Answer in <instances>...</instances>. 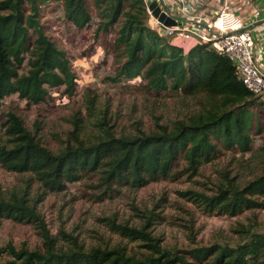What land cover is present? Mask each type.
I'll use <instances>...</instances> for the list:
<instances>
[{
  "label": "trees",
  "instance_id": "16d2710c",
  "mask_svg": "<svg viewBox=\"0 0 264 264\" xmlns=\"http://www.w3.org/2000/svg\"><path fill=\"white\" fill-rule=\"evenodd\" d=\"M53 8L73 29L106 37L103 49L113 57L115 84L139 81L143 90L157 96L203 94L210 105L171 127L135 136L117 137L103 128V134L86 141L76 123L59 152L43 146L21 118L10 114L8 139L0 145V166L7 172L30 174L49 192L89 182L85 195L103 201L123 188L142 189L168 180L181 160L184 172L195 175L224 151L250 153L253 137L263 134L264 99L239 82L230 59L207 44L186 51L152 30L144 0H0V108L12 95L38 105L54 90L75 94L69 58L41 23L42 12ZM26 59L28 69L22 71ZM193 198L207 214L237 216L264 208V171L244 187L229 182L213 196L193 193ZM152 216L150 212L141 229L116 223L111 227L146 253L129 254L123 247L87 250L73 238L71 247L60 246L25 196L0 198V218L34 224L42 239L37 249L0 246V264H264V232H248L246 240L233 247L167 250L147 230Z\"/></svg>",
  "mask_w": 264,
  "mask_h": 264
},
{
  "label": "rangeland",
  "instance_id": "374dc122",
  "mask_svg": "<svg viewBox=\"0 0 264 264\" xmlns=\"http://www.w3.org/2000/svg\"><path fill=\"white\" fill-rule=\"evenodd\" d=\"M147 1L145 5L150 12L153 0ZM41 23L48 37L67 54L76 76V92L69 96L64 88L51 91L47 102L38 105L29 104L18 95L4 99L0 108V145L8 139L10 114L21 118L43 146L59 152L66 146L76 123L86 141L103 134V128H109L117 137L135 136L171 127L210 105V99L203 94L167 92L157 96L143 90L139 81L115 84L111 81L116 69L113 57L103 49L106 37H93L89 30L73 29L62 19L58 8L44 10ZM147 24L155 30L150 13ZM27 69L26 59L22 71ZM261 119L264 124L262 115ZM184 167L181 160L168 180L142 189L123 188L113 198L101 201L85 195L90 190L86 186L89 182L69 185L63 192H49L30 174L10 173L0 166V198L25 196L63 247H71L73 238L87 250L123 247L129 254L146 253L140 244L111 227L116 223L141 229L147 225L150 212L154 216L147 230L167 250L214 244L233 247L245 241L250 232H264V208L237 216L207 214L193 198V193L213 196L229 182L244 187L259 177L264 171V131L253 137L250 153L224 151L215 161L202 165L195 175L185 173ZM8 244L16 248H40L41 231L34 224L0 218V246Z\"/></svg>",
  "mask_w": 264,
  "mask_h": 264
},
{
  "label": "built area",
  "instance_id": "2783aa9c",
  "mask_svg": "<svg viewBox=\"0 0 264 264\" xmlns=\"http://www.w3.org/2000/svg\"><path fill=\"white\" fill-rule=\"evenodd\" d=\"M157 1L162 12L178 24L164 26L149 10L155 31L174 44L191 43L192 47L207 44L226 55L239 82L264 99V68L257 62L256 37L249 29L257 22L254 14L249 11L236 13L232 0Z\"/></svg>",
  "mask_w": 264,
  "mask_h": 264
},
{
  "label": "crops",
  "instance_id": "0c3cea01",
  "mask_svg": "<svg viewBox=\"0 0 264 264\" xmlns=\"http://www.w3.org/2000/svg\"><path fill=\"white\" fill-rule=\"evenodd\" d=\"M232 3L236 13L240 14L241 12L249 11V13L254 14L257 22L249 26V29L254 32L256 37L257 62L264 68V0H232ZM176 44L185 48L186 51L192 47L191 43Z\"/></svg>",
  "mask_w": 264,
  "mask_h": 264
},
{
  "label": "water",
  "instance_id": "95a60500",
  "mask_svg": "<svg viewBox=\"0 0 264 264\" xmlns=\"http://www.w3.org/2000/svg\"><path fill=\"white\" fill-rule=\"evenodd\" d=\"M149 10L152 12L153 16L158 19L164 26L172 27L176 26L178 23L173 19L168 17L165 13L162 12L159 2L154 0L149 5Z\"/></svg>",
  "mask_w": 264,
  "mask_h": 264
}]
</instances>
